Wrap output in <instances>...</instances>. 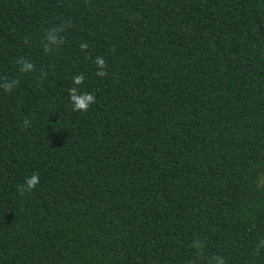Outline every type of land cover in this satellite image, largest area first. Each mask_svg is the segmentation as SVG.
Listing matches in <instances>:
<instances>
[{
  "label": "trees",
  "instance_id": "trees-1",
  "mask_svg": "<svg viewBox=\"0 0 264 264\" xmlns=\"http://www.w3.org/2000/svg\"><path fill=\"white\" fill-rule=\"evenodd\" d=\"M221 260L264 264V0H0V264Z\"/></svg>",
  "mask_w": 264,
  "mask_h": 264
},
{
  "label": "clouds",
  "instance_id": "clouds-1",
  "mask_svg": "<svg viewBox=\"0 0 264 264\" xmlns=\"http://www.w3.org/2000/svg\"><path fill=\"white\" fill-rule=\"evenodd\" d=\"M83 47V45H82ZM95 63L97 65L103 66V60L101 58H97ZM25 67H30V65H25ZM102 75V73H100ZM74 82L76 84H79L83 77L82 76H76L73 78ZM13 83H15L13 81ZM12 85L11 84H5L4 87L10 88ZM77 89L75 87L69 89V102L72 105L73 110H80V111H85L87 110L88 106L93 103L94 97L91 93H81L80 95H77ZM39 182V177L37 174L33 173L30 177L25 178L24 184L20 186V191H30L33 189L37 183ZM218 264H222V260L218 261Z\"/></svg>",
  "mask_w": 264,
  "mask_h": 264
}]
</instances>
